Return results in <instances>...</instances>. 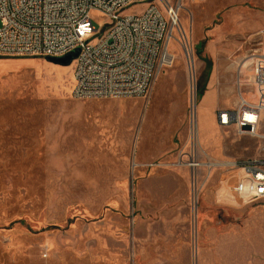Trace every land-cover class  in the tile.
I'll return each instance as SVG.
<instances>
[{"label":"rangeland","instance_id":"obj_1","mask_svg":"<svg viewBox=\"0 0 264 264\" xmlns=\"http://www.w3.org/2000/svg\"><path fill=\"white\" fill-rule=\"evenodd\" d=\"M183 4L173 64L143 97L77 99L74 61L0 56V264L157 261L170 231L189 232L197 264L263 258L264 199L229 195L241 174L225 163L264 155V113L255 136L220 126L217 110L239 87L255 101L238 63L258 52L264 0Z\"/></svg>","mask_w":264,"mask_h":264},{"label":"built area","instance_id":"obj_2","mask_svg":"<svg viewBox=\"0 0 264 264\" xmlns=\"http://www.w3.org/2000/svg\"><path fill=\"white\" fill-rule=\"evenodd\" d=\"M199 2L200 0H193ZM184 0H0V56L63 57L74 60L72 96L118 98L146 96L157 76L174 61L170 43L180 27ZM144 6L139 13L124 8ZM107 18L96 28L91 12ZM110 26L103 29L106 24ZM258 52L250 56L247 83L255 101L239 87L236 108L217 110L222 127L256 136L264 113V29ZM239 80V85L241 84ZM195 84L192 75V91ZM200 165L192 155L184 163ZM237 180L229 195L244 191L245 203L264 199V155L229 162Z\"/></svg>","mask_w":264,"mask_h":264},{"label":"crops","instance_id":"obj_3","mask_svg":"<svg viewBox=\"0 0 264 264\" xmlns=\"http://www.w3.org/2000/svg\"><path fill=\"white\" fill-rule=\"evenodd\" d=\"M261 34H262V30L256 32L253 35V38L255 40L257 39V42H260V43H257V45L259 46L261 44V40L259 38ZM251 55H248L244 59H242L243 61H240V63H238L239 64L238 66L245 69L246 71H250L251 70V65H250ZM220 76H221L220 68L219 66L218 67L216 66L213 79L211 81V86H210L212 91L218 85V80L220 79ZM212 93L213 92H211L210 94ZM242 93L244 96V92ZM205 99H209L208 95ZM237 104L238 103L234 101L233 107L231 108H236L238 106ZM221 109H227V108H221ZM165 235H166L165 236L166 241L164 243L166 246L165 249L167 250V254L164 255L163 257L158 258L157 261H149L146 263H138V264H197L195 263V256H194L195 248H193L194 247L193 244L189 243V237H190L189 232L170 231V232H166ZM252 264H264V256L262 259L260 258V259L255 260L254 263Z\"/></svg>","mask_w":264,"mask_h":264},{"label":"water","instance_id":"obj_4","mask_svg":"<svg viewBox=\"0 0 264 264\" xmlns=\"http://www.w3.org/2000/svg\"><path fill=\"white\" fill-rule=\"evenodd\" d=\"M78 54H79V50H75V51H73V52H71L68 55L63 56V57L49 56V57H46V59L50 62L55 63V64L69 65L75 60V58L78 56ZM192 61H193V59H192ZM190 68H192V65L190 66Z\"/></svg>","mask_w":264,"mask_h":264},{"label":"trees","instance_id":"obj_5","mask_svg":"<svg viewBox=\"0 0 264 264\" xmlns=\"http://www.w3.org/2000/svg\"><path fill=\"white\" fill-rule=\"evenodd\" d=\"M206 61H207V60H206ZM207 64L211 66V65H212V62L207 61ZM204 92H205V91H201L200 94L203 96ZM200 94H199V95H200Z\"/></svg>","mask_w":264,"mask_h":264},{"label":"bare ground","instance_id":"obj_6","mask_svg":"<svg viewBox=\"0 0 264 264\" xmlns=\"http://www.w3.org/2000/svg\"><path fill=\"white\" fill-rule=\"evenodd\" d=\"M190 51H191V50H190ZM189 57H190V62H191V60L193 59V57H192V55H189ZM228 163H229V162L225 163V165H229Z\"/></svg>","mask_w":264,"mask_h":264}]
</instances>
